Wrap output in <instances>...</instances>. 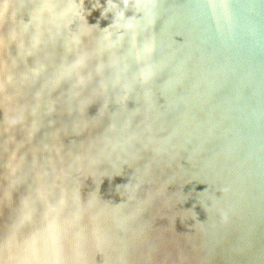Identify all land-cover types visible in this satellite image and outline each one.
I'll list each match as a JSON object with an SVG mask.
<instances>
[{"label":"water","instance_id":"1","mask_svg":"<svg viewBox=\"0 0 264 264\" xmlns=\"http://www.w3.org/2000/svg\"><path fill=\"white\" fill-rule=\"evenodd\" d=\"M0 264H264V0H0Z\"/></svg>","mask_w":264,"mask_h":264}]
</instances>
